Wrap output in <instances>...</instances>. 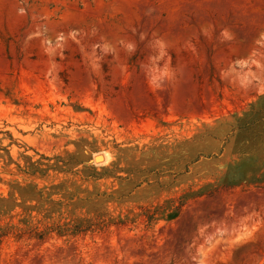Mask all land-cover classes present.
<instances>
[{
  "label": "rangeland",
  "instance_id": "rangeland-1",
  "mask_svg": "<svg viewBox=\"0 0 264 264\" xmlns=\"http://www.w3.org/2000/svg\"><path fill=\"white\" fill-rule=\"evenodd\" d=\"M0 264H264V0H0Z\"/></svg>",
  "mask_w": 264,
  "mask_h": 264
},
{
  "label": "bare ground",
  "instance_id": "bare-ground-1",
  "mask_svg": "<svg viewBox=\"0 0 264 264\" xmlns=\"http://www.w3.org/2000/svg\"><path fill=\"white\" fill-rule=\"evenodd\" d=\"M102 160V156L100 154L95 155V161L100 162Z\"/></svg>",
  "mask_w": 264,
  "mask_h": 264
}]
</instances>
